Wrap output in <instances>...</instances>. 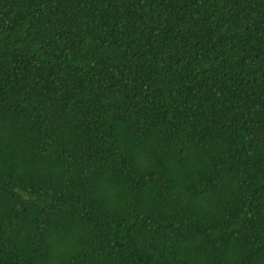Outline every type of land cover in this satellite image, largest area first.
<instances>
[{"label":"trees","instance_id":"trees-1","mask_svg":"<svg viewBox=\"0 0 264 264\" xmlns=\"http://www.w3.org/2000/svg\"><path fill=\"white\" fill-rule=\"evenodd\" d=\"M0 264H264V0H0Z\"/></svg>","mask_w":264,"mask_h":264}]
</instances>
